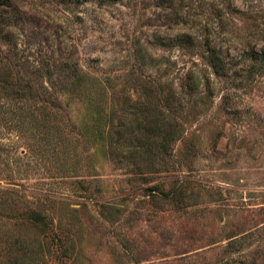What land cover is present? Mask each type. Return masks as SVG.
Segmentation results:
<instances>
[{
	"label": "rangeland",
	"instance_id": "obj_1",
	"mask_svg": "<svg viewBox=\"0 0 264 264\" xmlns=\"http://www.w3.org/2000/svg\"><path fill=\"white\" fill-rule=\"evenodd\" d=\"M11 5L20 75L72 51L82 77L41 74L60 124L0 112V264H264V0Z\"/></svg>",
	"mask_w": 264,
	"mask_h": 264
},
{
	"label": "trees",
	"instance_id": "obj_2",
	"mask_svg": "<svg viewBox=\"0 0 264 264\" xmlns=\"http://www.w3.org/2000/svg\"><path fill=\"white\" fill-rule=\"evenodd\" d=\"M13 1L14 0H0V42L9 46L5 52H1L0 50V94L1 97L5 99V102L0 103V112L2 118H4V115H2L3 113L6 116L5 119L9 120L11 124L16 125L22 134L23 128L27 123H29V119L27 117L33 115L32 113H28L27 117L24 115L25 110L23 109V104L25 102L39 103L38 106L43 108L40 111L41 113L45 112V110L46 112L49 110V113L43 114V118H45L46 121L56 122V125L60 124V122L57 121V114L55 113L56 109H54L57 103L54 101L47 103V99L50 97L52 92L50 90L51 86L47 84L45 85L44 82H42L41 74H43L44 71L48 74V76H50L52 74L50 67L53 69L55 68L57 71L65 72L66 78H69L73 81L80 80L82 76L80 73L81 68L79 67L78 60L72 59L71 57L72 51L67 53L66 59L58 60V65L51 62L49 63L47 61H37V63H34L35 60L33 59L35 58H32L31 61L26 59L29 61H27L28 69L31 67L33 70L29 69V71H31L29 74L20 75V71L22 70L19 69L20 65L18 63L12 62L13 58L21 54L20 51L23 52L17 48L16 42L11 41L12 30L17 23V20H13L11 15L8 13V7L12 6L11 2ZM184 78L188 81L187 85L191 89H198L200 87L201 80L198 75L194 74L193 71L190 70V72H187ZM130 79L133 80V77L129 78L128 80ZM128 80L126 79L124 84H127ZM136 80L137 79H134L133 81ZM139 84L140 89L146 94L153 89L160 91L162 87L167 89V91L172 92V85L170 82L164 84V86H161V84L157 83L156 87H154V85H149L147 81L143 80H141ZM41 94L44 95V97L46 95L47 98L40 97ZM166 101H168V98ZM149 116L150 115H148V117ZM148 117H146V119ZM171 120H173V118L170 117L166 111H162L161 109L156 113L155 116H153V120H146L147 122L143 128L145 132L144 136L148 139L151 137L152 139L149 140L148 143H142H146L147 146H142L143 149L140 151V153L143 151L147 152L149 150V144H152L157 151L163 152L162 150H165L162 141L164 140V137L161 136V129L164 126L170 124ZM150 133H152L151 136L149 135Z\"/></svg>",
	"mask_w": 264,
	"mask_h": 264
}]
</instances>
